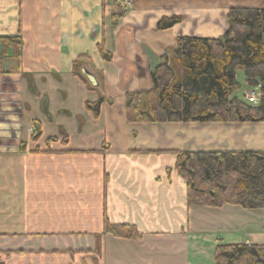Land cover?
I'll return each mask as SVG.
<instances>
[{
  "label": "crops",
  "instance_id": "1",
  "mask_svg": "<svg viewBox=\"0 0 264 264\" xmlns=\"http://www.w3.org/2000/svg\"><path fill=\"white\" fill-rule=\"evenodd\" d=\"M231 8L264 0H0V264H213L219 245L264 246L263 210L190 206L174 170L177 153H264V122L125 118L176 39L222 37ZM79 58L90 89L72 75ZM236 83L243 100L241 70Z\"/></svg>",
  "mask_w": 264,
  "mask_h": 264
},
{
  "label": "trees",
  "instance_id": "2",
  "mask_svg": "<svg viewBox=\"0 0 264 264\" xmlns=\"http://www.w3.org/2000/svg\"><path fill=\"white\" fill-rule=\"evenodd\" d=\"M179 22L178 17L162 19L157 29L167 30ZM226 22L227 31L218 39L177 38L171 55L164 57L151 73V88L145 93L126 94V121L133 124L264 122V10L231 8ZM97 51L104 62L110 61L101 45ZM84 60L73 62L72 75L90 89L80 73ZM239 70L246 86L258 90L257 105L231 98L237 89ZM102 103L103 100L87 103L85 109L96 118ZM38 137L35 128L31 139ZM174 170L186 184L190 206L217 209L232 205L264 211V153H177ZM103 234L140 238L133 226L108 222H104ZM213 264H264V246L219 245L213 253Z\"/></svg>",
  "mask_w": 264,
  "mask_h": 264
},
{
  "label": "built area",
  "instance_id": "3",
  "mask_svg": "<svg viewBox=\"0 0 264 264\" xmlns=\"http://www.w3.org/2000/svg\"><path fill=\"white\" fill-rule=\"evenodd\" d=\"M124 6L125 7H128L129 6V3L128 2H125L124 3ZM258 90L257 89H251V91L249 92V95L247 96V101L249 104L251 105H256L257 104V101H256V96L258 95Z\"/></svg>",
  "mask_w": 264,
  "mask_h": 264
},
{
  "label": "rangeland",
  "instance_id": "4",
  "mask_svg": "<svg viewBox=\"0 0 264 264\" xmlns=\"http://www.w3.org/2000/svg\"><path fill=\"white\" fill-rule=\"evenodd\" d=\"M250 91H251V89L248 88L247 91H245V92L242 94V98H243V100H244L247 104H249L248 101H247V96L249 95V92H250ZM256 101H257V104H258L259 101H260V96H259V94L256 96ZM257 104H256V105H257Z\"/></svg>",
  "mask_w": 264,
  "mask_h": 264
}]
</instances>
